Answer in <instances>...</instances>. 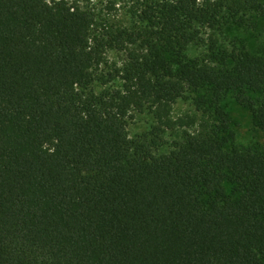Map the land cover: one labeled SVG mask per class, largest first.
Instances as JSON below:
<instances>
[{"label":"trees","instance_id":"1","mask_svg":"<svg viewBox=\"0 0 264 264\" xmlns=\"http://www.w3.org/2000/svg\"><path fill=\"white\" fill-rule=\"evenodd\" d=\"M224 12L256 28L264 0H160L145 27L102 32L77 1L0 0V264H264V152L227 148L223 108L264 132V54L188 59ZM110 49L126 54L115 73ZM187 94L215 128L173 118ZM147 108L154 124L131 137Z\"/></svg>","mask_w":264,"mask_h":264},{"label":"rangeland","instance_id":"2","mask_svg":"<svg viewBox=\"0 0 264 264\" xmlns=\"http://www.w3.org/2000/svg\"><path fill=\"white\" fill-rule=\"evenodd\" d=\"M79 2L84 8L92 9L96 14L97 28L104 31V28H128L139 29L147 25L141 18L144 10L150 5L160 0H70ZM221 15V23L215 27H204L202 29L203 40L194 43L188 51V59L199 57L200 59L210 58L212 49L214 52L231 50L234 46L247 45L253 52L264 54V21L260 20L256 28L246 25H239L235 19ZM212 48V49H211ZM108 65L106 72L115 73L116 66L119 68L125 62L126 54L117 49H110L108 54ZM123 82L116 78L108 85L97 82L94 85L96 93L104 89H114L121 87ZM223 108L230 114L232 123L230 127L231 135H228L227 148L234 146L250 147L256 146L264 152V132L258 129L254 123L253 115L246 107L239 105L234 100L223 104ZM173 118L192 116L198 119V123L189 130L200 128V123L206 121L209 128L217 123L212 110L206 105H198L195 95L187 94L181 98L173 107ZM155 119L149 109L134 111L133 116L128 120V133L131 137L147 132L154 124ZM183 128L168 132L169 144L164 148L169 149L174 140H178L183 135ZM226 135V134H225Z\"/></svg>","mask_w":264,"mask_h":264}]
</instances>
